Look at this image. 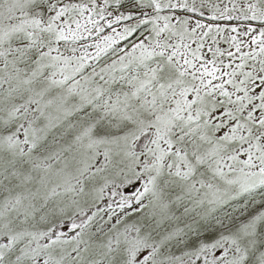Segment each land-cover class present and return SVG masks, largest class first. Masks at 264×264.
I'll use <instances>...</instances> for the list:
<instances>
[{
    "label": "rangeland",
    "instance_id": "obj_1",
    "mask_svg": "<svg viewBox=\"0 0 264 264\" xmlns=\"http://www.w3.org/2000/svg\"><path fill=\"white\" fill-rule=\"evenodd\" d=\"M0 264H264V0H0Z\"/></svg>",
    "mask_w": 264,
    "mask_h": 264
},
{
    "label": "water",
    "instance_id": "obj_2",
    "mask_svg": "<svg viewBox=\"0 0 264 264\" xmlns=\"http://www.w3.org/2000/svg\"><path fill=\"white\" fill-rule=\"evenodd\" d=\"M138 188H139V186H134V187H133V190H134L133 194L137 193Z\"/></svg>",
    "mask_w": 264,
    "mask_h": 264
}]
</instances>
